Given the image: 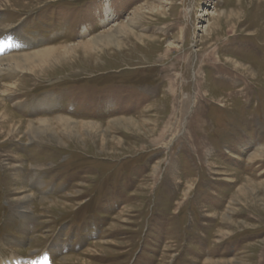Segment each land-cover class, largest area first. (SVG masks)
Listing matches in <instances>:
<instances>
[{"label":"rangeland","instance_id":"rangeland-1","mask_svg":"<svg viewBox=\"0 0 264 264\" xmlns=\"http://www.w3.org/2000/svg\"><path fill=\"white\" fill-rule=\"evenodd\" d=\"M0 31V264H264V0H0Z\"/></svg>","mask_w":264,"mask_h":264},{"label":"bare ground","instance_id":"bare-ground-1","mask_svg":"<svg viewBox=\"0 0 264 264\" xmlns=\"http://www.w3.org/2000/svg\"><path fill=\"white\" fill-rule=\"evenodd\" d=\"M1 32V31H0ZM19 37V35L18 34H16V36H15V39L16 38H18ZM112 37H110V36H107V39H111ZM17 40V39H16ZM12 44L13 45H16L17 46V44L18 43H16V42H12ZM24 46H26V45H29V42L27 41L26 43H24L23 44ZM15 61L14 63H12L13 61ZM0 71H2V67L3 66H5V65H8V66H10V65H13V64H15V66L17 67V68H21V69H23V66H24V63H27L28 61H27V58L26 59H24L23 60V56H19V57H15V58H10V57H7V58H5V59H3V60H0ZM64 119V118H63ZM66 120H68V119H66ZM45 122V121H44ZM45 259V258H44ZM3 264H13V263H3ZM18 264H21V263H18ZM35 264H50L49 262H47L46 260H44L43 262H42V258H41V262H36Z\"/></svg>","mask_w":264,"mask_h":264}]
</instances>
